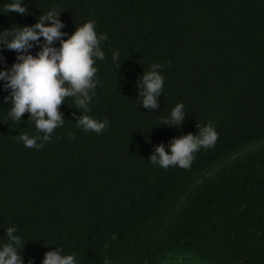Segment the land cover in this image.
<instances>
[{
	"label": "trees",
	"instance_id": "obj_1",
	"mask_svg": "<svg viewBox=\"0 0 264 264\" xmlns=\"http://www.w3.org/2000/svg\"><path fill=\"white\" fill-rule=\"evenodd\" d=\"M11 2L0 0V32L55 8L63 39L90 20L107 35L87 115L109 126L82 131L68 98L51 142L26 148L21 132L41 134L27 113L7 119L0 87V244L17 228L24 264L57 247L79 264H264V0H25L26 15L6 13ZM17 55L0 45V70ZM152 64L164 66V89L148 110L138 83ZM178 103L182 124L162 123ZM209 123L218 140L190 169L150 163Z\"/></svg>",
	"mask_w": 264,
	"mask_h": 264
},
{
	"label": "clouds",
	"instance_id": "obj_2",
	"mask_svg": "<svg viewBox=\"0 0 264 264\" xmlns=\"http://www.w3.org/2000/svg\"><path fill=\"white\" fill-rule=\"evenodd\" d=\"M25 0H12L5 6L4 11L26 15ZM60 12L55 8L42 15L32 26L5 29L0 32V45L18 53L16 63L10 69L0 70V87L9 95L4 97V103H11L7 119L15 124L21 123V118L27 113L29 121L34 122L35 128L41 135L30 136L21 132L17 142L26 148L39 150L44 143L52 140L56 129L65 124L63 113L59 111L66 99L72 98L76 111L82 113L76 117V124L85 133L97 135L104 132L109 122L96 120L87 115L89 105L96 95L95 89L100 84L94 65L97 61L105 60L101 45L108 39L106 34H98L94 21H88L76 28L68 37L60 30L65 26L59 19ZM43 44L36 56L29 50ZM56 41L60 46L53 47ZM120 53L114 51L112 60L119 66ZM163 65L152 64L138 83L140 105L144 109L155 110L158 107L157 98L163 94L164 77L161 75ZM185 105L178 103L170 114L162 120L172 127H179L186 115ZM196 134H187L173 139L167 145L156 147L154 154L149 157L153 166L167 170L179 167L184 170L191 168L196 154L201 149H211L218 140V132L211 123L197 127ZM18 229L9 227L5 231L7 243L0 244V264H24L21 249L24 248L22 239L16 233ZM115 237H113L114 239ZM110 244L104 245L105 252ZM42 264H79L77 254L65 255L63 249L57 247L47 252ZM103 264H112L105 256Z\"/></svg>",
	"mask_w": 264,
	"mask_h": 264
}]
</instances>
